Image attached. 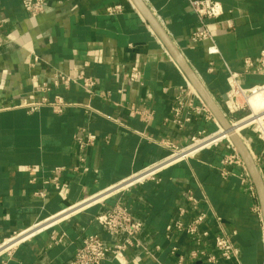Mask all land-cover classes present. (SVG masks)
Here are the masks:
<instances>
[{
  "label": "crops",
  "instance_id": "1",
  "mask_svg": "<svg viewBox=\"0 0 264 264\" xmlns=\"http://www.w3.org/2000/svg\"><path fill=\"white\" fill-rule=\"evenodd\" d=\"M218 1L223 13L210 20L217 52L209 54L208 41H190L199 22L187 0H144L229 121L245 113L226 109L229 76L235 73L243 87L264 83V65L258 62L264 48V0ZM44 4L30 16L20 0H0V242L36 222L45 225L0 251V264H67L82 238L92 233L108 245L123 241L125 234L111 235L96 220L115 203L142 228L123 258L107 255L100 264H264L257 193L255 199L240 184L238 166L221 176L220 161L228 152L224 143L166 166L153 179L113 189L166 156L164 141L184 146L191 135L220 125L132 2ZM246 59L253 61L247 70ZM58 72L89 76L92 93L78 83L54 85ZM34 83L45 88L36 89ZM55 94L70 103L61 112L41 101ZM180 102L179 114L174 113L172 107ZM201 103L212 116L194 109ZM87 133L94 134L92 143L79 148L75 138ZM242 136L264 182L263 145L250 129ZM54 175L66 184L63 194L54 187ZM188 190L195 203L187 200ZM91 196L95 200L82 204ZM200 214L198 231L207 233L198 242L182 231L165 230L176 219L187 223ZM222 232L233 233L236 258L218 257L214 238ZM193 249L218 258L192 257Z\"/></svg>",
  "mask_w": 264,
  "mask_h": 264
},
{
  "label": "built area",
  "instance_id": "2",
  "mask_svg": "<svg viewBox=\"0 0 264 264\" xmlns=\"http://www.w3.org/2000/svg\"><path fill=\"white\" fill-rule=\"evenodd\" d=\"M190 8L195 12L198 18L199 27L193 30L190 34V41L193 43H202L204 41H208L209 44L206 47V51L209 54H213L217 52V48L212 42V34L210 32V20L217 19L223 13V7L218 0H187ZM21 7L25 10L30 16H34L40 13L44 8V0H20ZM118 6H114L113 8H108L109 11H113ZM4 23V19L0 15V28ZM7 36H10L7 34ZM258 62L260 65H264V48L260 51ZM244 64L247 68L252 67L253 61L250 59H246ZM136 76V69L133 68L130 73V78L133 79ZM237 75L232 73L229 78V90L226 93V98L224 100L226 109L231 112H237L240 110H244L248 104V97L257 92L264 93V83L254 85L251 87H243L241 86L237 80ZM70 83H78L83 88L85 92L91 94L93 91L94 81L89 77L82 73H76L73 75L64 74L58 72L55 74V78L53 81L54 85H63L68 86ZM186 87L191 91V85L189 81L185 78ZM34 88H45L43 84L40 86L37 83H34ZM192 92V91H191ZM195 94V92H192ZM196 95V94H195ZM42 102H45L51 106V108L56 112H61L62 109L69 105L61 95L55 94L52 98H42ZM181 103L178 106H173L172 110L174 113L179 114V109L181 108ZM37 103L31 102L28 105L33 107L36 106ZM190 105V104H189ZM194 109L198 112H204L206 116H212L204 103H201L199 106L194 107ZM188 118L185 117L184 121H187ZM242 120H247L245 126L239 130V137L242 138V132L245 129H250L263 145V150L260 153V156L263 157L264 160V109L259 111H254L250 109V111L245 112L242 116L230 119L229 123L234 129V125ZM178 124H181L182 120H177ZM221 128V131H224L223 128L217 124V128L212 132L198 131L196 134L190 136L189 141L184 146H177L176 144L170 141H162L164 146L169 149V152L166 156L161 158L160 160L151 163L139 171L133 173L130 177L119 182V184L115 185L113 189H121L125 186L142 181L144 179H153L156 174L166 166L173 164L177 161L184 160L188 157L194 156L198 151L211 148L220 143H224V146L227 148L228 152L224 155L222 160L220 161V174L221 176H226L229 173V166H238L241 168V171L238 173L240 184L248 191V193L256 199V189L253 184L252 178L245 166V163L239 153L237 152L235 146L229 139V136L226 138H221L217 140H209L204 145H199L195 147L200 142L208 139L217 133V131ZM241 131V132H240ZM94 139V134L87 133L85 138L76 137V143L79 148H83L84 146L91 144ZM248 146V145H246ZM250 150L249 147L247 148ZM257 159V158H256ZM52 181L54 183L55 189L59 194H63V190L66 187V184L59 182L56 175L52 177ZM187 200L195 203L196 200L192 196L191 191L188 190L186 194ZM95 200L94 197H88L83 199L82 204H88L89 202ZM255 210H258V206L254 207ZM180 213H183V209H179ZM204 218V214H200L196 218L191 221L185 223L180 219L174 220L172 223H168L165 226V230L167 232L176 230L182 231L189 235L196 242L199 241L200 235H206V231L199 232L198 231V223ZM96 220L101 223L105 231L111 235L125 234V238L123 241L114 243L112 245L106 244L97 234H88L82 238L80 246L77 248L72 258L68 261L67 264H100L103 260L106 259L107 255H111L116 259L123 258L124 250L128 246L136 245V237L138 232L142 228V222L133 219L130 212L121 204L115 203L110 206L106 211L96 216ZM39 226V227H38ZM45 225H41L40 222L34 223L33 226L28 228L25 232L18 233L14 235L9 241L0 242V251L4 249H8L12 243L15 241L21 240L27 237L30 234H33L37 230L43 228ZM233 234V233H232ZM232 234H226L224 232L217 234L214 238V247L218 251V257L229 259L236 258L238 254V248L234 244L232 240ZM175 249V246L171 247V251ZM190 255L192 257L198 255H206V259L210 262H215L217 260V256L213 254H206L204 251L193 249L190 251Z\"/></svg>",
  "mask_w": 264,
  "mask_h": 264
},
{
  "label": "water",
  "instance_id": "3",
  "mask_svg": "<svg viewBox=\"0 0 264 264\" xmlns=\"http://www.w3.org/2000/svg\"><path fill=\"white\" fill-rule=\"evenodd\" d=\"M130 1L132 2L133 6L139 11V13L144 18V20L148 22L152 30L158 35V37L163 42V44L166 46V49L168 50L171 57L177 63V65L182 70V72L186 75L191 85L197 91V93L202 98V100L205 102L207 107L210 109L214 117L219 122L220 126L223 128L224 131L228 132L229 139L231 140L237 152L243 159L245 166L255 185L257 197H258V200L261 206L263 220H264V182L244 142L238 136V134L235 133L234 129L230 125L225 114L221 111V109L219 108L217 103L214 101L210 93L206 90L204 85L200 82V80L194 73L193 69L190 67V65L187 63L182 53L178 50V48L172 42V40L170 39V37L168 36L164 28L160 25L159 21L156 19L154 14L151 12L149 7L146 5L144 0H130Z\"/></svg>",
  "mask_w": 264,
  "mask_h": 264
},
{
  "label": "bare ground",
  "instance_id": "4",
  "mask_svg": "<svg viewBox=\"0 0 264 264\" xmlns=\"http://www.w3.org/2000/svg\"><path fill=\"white\" fill-rule=\"evenodd\" d=\"M258 98H260L261 100L258 99ZM255 99H258L260 102H257L256 104L252 103ZM261 101H262V102H261ZM250 105L254 108V111H255V110H256V111H259V110H258L259 107L262 106V108H264V97H261L260 95H255V96H253V97L250 99ZM262 110H263V109H262ZM246 122H247V120H242V121L236 123V124L234 125V131H235V133H238L239 130H240L241 128H243V126L245 125ZM222 136L228 137V132H227V131H221V128H220V129L217 131L216 134H214L213 136L209 137L208 139H206V140L200 142V143L197 144L195 147H197V146H199V145H204V144L207 143V141H209V140L213 141V140L221 139L220 137H222ZM225 137H222V138H225ZM245 146H246V145H245ZM81 205H82V204H81ZM81 205H80V206H81Z\"/></svg>",
  "mask_w": 264,
  "mask_h": 264
},
{
  "label": "rangeland",
  "instance_id": "5",
  "mask_svg": "<svg viewBox=\"0 0 264 264\" xmlns=\"http://www.w3.org/2000/svg\"><path fill=\"white\" fill-rule=\"evenodd\" d=\"M255 95H260L261 97H264V93L263 92H257V93H254V94H252V95H250L249 97H248V104H249V106H247L245 109H244V111L245 112H247V111H250V109H252V110H254V108L250 105V99L253 97V96H255ZM258 99H260V98H258ZM261 100V99H260ZM262 109H264V108H262V106L261 107H259V109L258 110H262ZM241 111V110H240ZM256 111V110H255ZM241 132V131H240ZM239 133V132H238ZM237 133V134H238ZM242 134V133H241Z\"/></svg>",
  "mask_w": 264,
  "mask_h": 264
}]
</instances>
